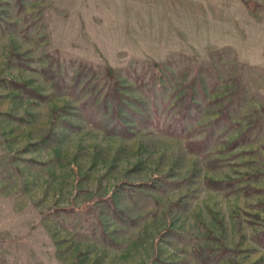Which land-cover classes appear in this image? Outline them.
I'll use <instances>...</instances> for the list:
<instances>
[{"label": "rangeland", "instance_id": "1", "mask_svg": "<svg viewBox=\"0 0 264 264\" xmlns=\"http://www.w3.org/2000/svg\"><path fill=\"white\" fill-rule=\"evenodd\" d=\"M0 264H264V0H0Z\"/></svg>", "mask_w": 264, "mask_h": 264}, {"label": "crops", "instance_id": "2", "mask_svg": "<svg viewBox=\"0 0 264 264\" xmlns=\"http://www.w3.org/2000/svg\"><path fill=\"white\" fill-rule=\"evenodd\" d=\"M165 1V0H164ZM172 4H173V2H172ZM172 8V7H171Z\"/></svg>", "mask_w": 264, "mask_h": 264}, {"label": "trees", "instance_id": "3", "mask_svg": "<svg viewBox=\"0 0 264 264\" xmlns=\"http://www.w3.org/2000/svg\"><path fill=\"white\" fill-rule=\"evenodd\" d=\"M246 5H248V4H246Z\"/></svg>", "mask_w": 264, "mask_h": 264}]
</instances>
